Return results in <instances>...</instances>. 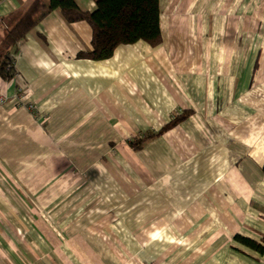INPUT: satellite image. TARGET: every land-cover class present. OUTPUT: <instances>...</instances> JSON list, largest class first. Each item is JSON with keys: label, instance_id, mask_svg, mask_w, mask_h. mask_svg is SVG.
Listing matches in <instances>:
<instances>
[{"label": "crops", "instance_id": "1", "mask_svg": "<svg viewBox=\"0 0 264 264\" xmlns=\"http://www.w3.org/2000/svg\"><path fill=\"white\" fill-rule=\"evenodd\" d=\"M25 4L0 0V45ZM158 25L105 61L59 11L17 44L0 264H264V0H159Z\"/></svg>", "mask_w": 264, "mask_h": 264}, {"label": "trees", "instance_id": "2", "mask_svg": "<svg viewBox=\"0 0 264 264\" xmlns=\"http://www.w3.org/2000/svg\"><path fill=\"white\" fill-rule=\"evenodd\" d=\"M93 12L82 11L75 0H26L16 12V20L7 28L0 45V79L11 81L16 71L13 54L19 42L54 11H59L69 24L86 23L91 30V52L80 54L81 59L105 61L120 46L144 42L151 47L161 43L159 30V0H92ZM189 113L173 115L158 133L133 140L129 146L140 150L142 145L186 120ZM264 173V168H263ZM243 246L261 252L262 247L251 240L236 237ZM264 243V242H263Z\"/></svg>", "mask_w": 264, "mask_h": 264}, {"label": "rangeland", "instance_id": "3", "mask_svg": "<svg viewBox=\"0 0 264 264\" xmlns=\"http://www.w3.org/2000/svg\"><path fill=\"white\" fill-rule=\"evenodd\" d=\"M16 99L20 102L21 100H23V97L20 96V97H17Z\"/></svg>", "mask_w": 264, "mask_h": 264}, {"label": "built area", "instance_id": "4", "mask_svg": "<svg viewBox=\"0 0 264 264\" xmlns=\"http://www.w3.org/2000/svg\"><path fill=\"white\" fill-rule=\"evenodd\" d=\"M30 110L32 109V107L30 106V107H28Z\"/></svg>", "mask_w": 264, "mask_h": 264}]
</instances>
